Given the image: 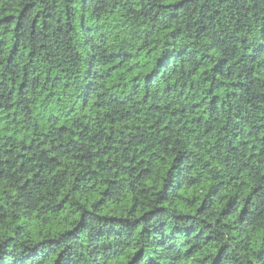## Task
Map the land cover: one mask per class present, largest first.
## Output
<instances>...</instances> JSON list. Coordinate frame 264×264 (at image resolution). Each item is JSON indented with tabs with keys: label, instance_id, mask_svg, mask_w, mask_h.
<instances>
[{
	"label": "trees",
	"instance_id": "trees-1",
	"mask_svg": "<svg viewBox=\"0 0 264 264\" xmlns=\"http://www.w3.org/2000/svg\"><path fill=\"white\" fill-rule=\"evenodd\" d=\"M0 264H264V0H0Z\"/></svg>",
	"mask_w": 264,
	"mask_h": 264
}]
</instances>
